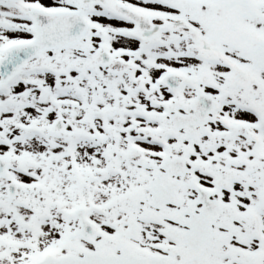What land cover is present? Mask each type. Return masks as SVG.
<instances>
[{"label": "snow or ice", "instance_id": "snow-or-ice-1", "mask_svg": "<svg viewBox=\"0 0 264 264\" xmlns=\"http://www.w3.org/2000/svg\"><path fill=\"white\" fill-rule=\"evenodd\" d=\"M0 264H264V0H0Z\"/></svg>", "mask_w": 264, "mask_h": 264}]
</instances>
